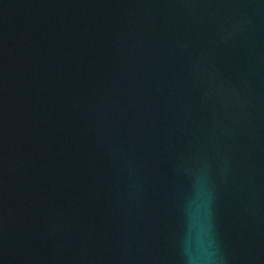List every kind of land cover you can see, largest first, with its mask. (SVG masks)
<instances>
[{
	"label": "water",
	"instance_id": "water-1",
	"mask_svg": "<svg viewBox=\"0 0 264 264\" xmlns=\"http://www.w3.org/2000/svg\"><path fill=\"white\" fill-rule=\"evenodd\" d=\"M209 242L264 264V0H0V264Z\"/></svg>",
	"mask_w": 264,
	"mask_h": 264
},
{
	"label": "clouds",
	"instance_id": "clouds-1",
	"mask_svg": "<svg viewBox=\"0 0 264 264\" xmlns=\"http://www.w3.org/2000/svg\"><path fill=\"white\" fill-rule=\"evenodd\" d=\"M199 239V236L196 237ZM211 242H209L208 247L202 248L196 254H190L188 259V264H220V258L217 253L213 250H209L212 248Z\"/></svg>",
	"mask_w": 264,
	"mask_h": 264
}]
</instances>
